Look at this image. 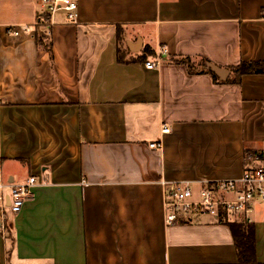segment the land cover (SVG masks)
<instances>
[{
	"label": "crops",
	"instance_id": "0c3cea01",
	"mask_svg": "<svg viewBox=\"0 0 264 264\" xmlns=\"http://www.w3.org/2000/svg\"><path fill=\"white\" fill-rule=\"evenodd\" d=\"M76 2L75 24L40 26L38 0H0V183H38L5 210L0 264H241L227 224H165L160 182L237 180L264 149V74L227 82L264 61V0ZM228 220L264 264V203Z\"/></svg>",
	"mask_w": 264,
	"mask_h": 264
},
{
	"label": "built area",
	"instance_id": "2783aa9c",
	"mask_svg": "<svg viewBox=\"0 0 264 264\" xmlns=\"http://www.w3.org/2000/svg\"><path fill=\"white\" fill-rule=\"evenodd\" d=\"M38 7L37 16L46 14L49 17L46 21L37 22L40 26L51 25L56 14H62L65 24L77 22L76 0H38ZM8 32L18 34L12 29ZM145 67L152 69L154 64L147 62ZM161 132L168 133L169 129L163 128ZM149 147L157 149L160 143H151ZM37 184L35 177H29L22 184L7 186L0 183V231L5 229L1 220L5 210L8 209L12 214L19 213L33 197V188ZM41 184L45 185V182ZM160 184L163 190L164 222L167 225L176 223L180 216L206 215L217 222L233 215H242L246 219L254 203H264V149L245 154L244 168L237 180L203 182L197 190L189 182L161 181Z\"/></svg>",
	"mask_w": 264,
	"mask_h": 264
},
{
	"label": "trees",
	"instance_id": "16d2710c",
	"mask_svg": "<svg viewBox=\"0 0 264 264\" xmlns=\"http://www.w3.org/2000/svg\"><path fill=\"white\" fill-rule=\"evenodd\" d=\"M262 16H264V9L262 10ZM48 19L49 17L46 14H43L41 16H37L36 20L39 22L40 20L46 21ZM36 44L38 47L46 49L51 54V45L45 41V38L42 35H36ZM168 62L172 64L184 65L191 74L207 73L212 75L214 81L217 80V77L209 68L206 70L202 69L204 60L195 62L189 57H176L169 59ZM230 72L232 79L227 80V82L238 83L243 75L264 74V61L241 62L238 66L231 68ZM220 222L225 223L230 227L234 239L238 262L241 264H256L253 227L246 221L240 223L230 222L226 217H224V219Z\"/></svg>",
	"mask_w": 264,
	"mask_h": 264
},
{
	"label": "water",
	"instance_id": "95a60500",
	"mask_svg": "<svg viewBox=\"0 0 264 264\" xmlns=\"http://www.w3.org/2000/svg\"><path fill=\"white\" fill-rule=\"evenodd\" d=\"M209 68H211L215 73H217L220 76H224L225 75V73L223 71H220V70H218V69H216V68H214L212 66H209Z\"/></svg>",
	"mask_w": 264,
	"mask_h": 264
}]
</instances>
